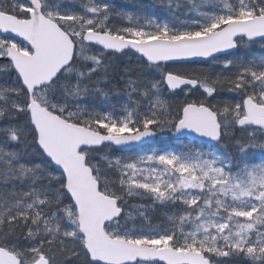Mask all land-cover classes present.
<instances>
[{"label": "snow or ice", "instance_id": "obj_1", "mask_svg": "<svg viewBox=\"0 0 264 264\" xmlns=\"http://www.w3.org/2000/svg\"><path fill=\"white\" fill-rule=\"evenodd\" d=\"M0 264H264V0H0Z\"/></svg>", "mask_w": 264, "mask_h": 264}, {"label": "trees", "instance_id": "obj_2", "mask_svg": "<svg viewBox=\"0 0 264 264\" xmlns=\"http://www.w3.org/2000/svg\"><path fill=\"white\" fill-rule=\"evenodd\" d=\"M143 2H147V0H143ZM117 3H120V0H117ZM124 7H130L129 5H123ZM162 145L159 143V142H157V143H155L153 146H152V148H155V149H158V148H160ZM132 154H135V152H133Z\"/></svg>", "mask_w": 264, "mask_h": 264}]
</instances>
